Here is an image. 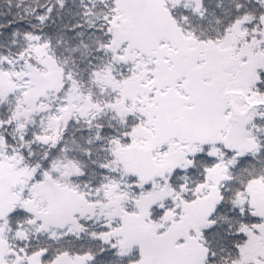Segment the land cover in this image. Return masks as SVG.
Masks as SVG:
<instances>
[{
	"label": "snow or ice",
	"instance_id": "snow-or-ice-1",
	"mask_svg": "<svg viewBox=\"0 0 264 264\" xmlns=\"http://www.w3.org/2000/svg\"><path fill=\"white\" fill-rule=\"evenodd\" d=\"M0 264H264V0H0Z\"/></svg>",
	"mask_w": 264,
	"mask_h": 264
}]
</instances>
